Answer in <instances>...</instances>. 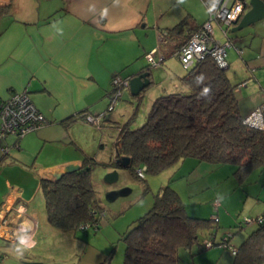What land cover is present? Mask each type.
Segmentation results:
<instances>
[{
	"label": "crops",
	"instance_id": "0c3cea01",
	"mask_svg": "<svg viewBox=\"0 0 264 264\" xmlns=\"http://www.w3.org/2000/svg\"><path fill=\"white\" fill-rule=\"evenodd\" d=\"M49 1L35 12L34 0H0V6L9 5V13L0 17V101L13 91L27 88L32 102L47 119L45 125L19 139L16 151L12 147L7 153L3 150L15 141L14 135L8 134L4 142L0 140V222L3 217L10 218V228L16 232L9 235L11 229L2 228L0 264H112V258L107 261L108 254L127 227L122 229L115 222L99 223L95 230L53 227L46 217L43 195H38L39 181L54 178L69 164L81 166L84 158L93 157L96 163L110 162L115 157L114 143L106 146V134L112 136L115 127L126 121H117L113 110L100 129L83 120L61 121L83 110L100 113L109 102L111 77L115 73L131 77L142 70L147 65L144 54L153 48L161 50V63L170 67L173 47L207 16L199 20L193 9L201 0L184 1L183 17L171 15L172 5L167 0ZM182 20L184 29L165 37ZM238 21L228 30L237 52L226 49V59L227 74L235 85L244 116L264 104V18L232 30ZM149 71L152 79L150 68ZM184 73L181 68L169 70L172 84L165 85V91L158 94L186 92L180 80ZM114 108H119V104ZM100 155L106 159H99ZM177 164L181 172L178 176L188 177L187 188L192 178L193 182H202L200 192L211 198L216 209L222 206V217L216 214L218 222L234 221L235 212L241 218L264 216V167L249 174L245 179L248 184L236 182L229 189H221L233 174V164H211L193 158ZM238 191L240 194L234 196ZM19 207L23 209L21 214L16 210ZM203 208L206 209L187 210L195 216L215 212L210 203ZM206 230L209 235L216 231L203 232ZM244 231L241 241L247 236Z\"/></svg>",
	"mask_w": 264,
	"mask_h": 264
},
{
	"label": "trees",
	"instance_id": "16d2710c",
	"mask_svg": "<svg viewBox=\"0 0 264 264\" xmlns=\"http://www.w3.org/2000/svg\"><path fill=\"white\" fill-rule=\"evenodd\" d=\"M8 8L9 5L0 6V17L9 13ZM184 25L180 21L165 37L184 29ZM191 32L182 36L170 53L175 55ZM149 66L147 63L146 67ZM227 69L228 66L220 67L210 55L185 69L180 80L188 92L159 95L144 123L135 128L127 122L119 126L121 130L114 142L115 157L106 164L121 167L116 158L128 156L126 167L138 176L137 168L144 167L143 173L157 174L190 157L211 164H233V176L238 184L254 169L264 167V129L243 122L235 85L229 80ZM205 88L207 94H204ZM87 113L80 111L61 122L82 119ZM95 164L93 157L84 158L74 171L40 179L46 217L53 227L76 230L81 223H96L99 227L97 213L103 207L97 202L92 187ZM217 227L218 219L188 214L179 193L168 185L162 186L155 194L152 207L132 220L120 234L119 239L124 243L122 264H184L178 249L198 243L204 229ZM230 236L219 242L214 239L213 244L228 243ZM236 248L232 264H264V219L256 221ZM113 251L114 246L107 261Z\"/></svg>",
	"mask_w": 264,
	"mask_h": 264
},
{
	"label": "rangeland",
	"instance_id": "374dc122",
	"mask_svg": "<svg viewBox=\"0 0 264 264\" xmlns=\"http://www.w3.org/2000/svg\"><path fill=\"white\" fill-rule=\"evenodd\" d=\"M184 1H186V3H190V0H180V2H177L176 0H167V2L170 5H172V11L170 12L171 15L177 14L178 16L182 15L181 17H183V13L181 10ZM46 2L49 4L50 1L34 0V2L32 3L34 4L33 11L37 12L38 10H40L39 6L42 9ZM193 9H195L197 13V18L199 20H201L204 17L206 18L207 10L205 3L202 0H201V4H198L197 8L195 7V5H193ZM17 15L20 16V13L18 11H17ZM168 15L169 14L167 12V16ZM255 26L257 27L260 25H255ZM215 27H217V25ZM215 33L217 36L218 32L215 31ZM227 50L229 52L231 51L237 52L235 46H233V41L231 46L227 47ZM172 57L173 59H172V64H170V67H168L169 66L168 64L166 65L163 63L149 66L152 72L151 83L143 90V92L140 95L141 96L140 98L133 97L128 87L126 86L122 87L121 96L116 100V105L119 104V108H112L111 110H107V108H102L100 113L104 115L103 117L106 118L107 114L111 113L113 110L115 119L119 122L126 121L127 125L131 128H135L137 126H140L142 123H144V121L147 119L148 111L150 110L152 102L156 98L155 96H157L158 93H162L163 91H165V85L172 84L169 81L168 71L177 70V69L179 70L180 68L181 70L184 69L181 66L178 58L175 55H173ZM144 62L147 63L146 60H144ZM102 122L104 123L103 119ZM94 128L97 129L95 126ZM115 129L117 130L118 127H115ZM116 130L113 131V134H111L112 136L106 134V136L108 137L106 140L107 147H112L113 143L115 142L117 137ZM1 141L4 142V139H1ZM12 148H13L12 150L14 151L17 150L15 146ZM102 157H106V156L105 155L98 156L99 159H106ZM189 158L190 157H187L185 159H189ZM186 165L187 164H185V167ZM114 169L117 171V177L111 181L105 180V175L109 171H112ZM179 171L180 169H178V164L176 163L172 166H169L161 170L157 174L144 173V177L140 178L136 176L135 171L131 170L129 167L126 166L115 167L114 165H107L101 162L96 163L93 166L91 181H92V187L95 191L96 200L103 207L104 210V215H101L99 217V223L103 225L105 223L108 224L109 222L110 223L115 222V224L120 225L122 229H125L132 220H135L137 217L144 214L152 207L155 194L162 186H166V185L174 188L177 192H179V195L183 203L187 204L188 206L187 208L192 209L193 207H197V209L202 211V209H206L203 207L206 206L207 204L209 206L210 203L211 208L213 207V210L215 211L211 215H215L216 219H218L216 214L219 213V215L222 217L223 215L222 206L219 209H216L217 206L213 205L211 198L208 199L206 193L202 194L200 192L199 189L201 188L200 186L202 185V182H198V181L193 182V178H192V181L190 182L189 187L187 188L188 183L185 180H187L188 177L186 176L179 177L178 175L181 173ZM236 182L237 180L232 174L231 178L228 181L226 180L224 183H222L220 188L229 189V187H232V185L236 184ZM246 182L248 181H244L241 184L243 185L248 184ZM122 188H128L129 191L125 194L118 195L114 200H108L106 198V194L108 193V191L119 190ZM239 194L240 192L238 191L237 193H234V196H238ZM38 195L39 196L42 195V192L39 191ZM41 200L43 201V206H44V198H42ZM217 200L218 199L214 201L216 204H218ZM244 204L246 203H243V205ZM187 208L186 211L192 214L191 212H189V210H187ZM241 209H243V207ZM234 216H235L234 221L229 220L228 223H223L222 221L218 222L219 226L216 228V231L213 233L215 242L221 241V239L225 237L226 234L228 235L231 234L228 244H230L231 246H238L240 244L239 241H241V239L243 238V237L240 238V236L245 232L244 230H246V234L248 235V233L256 225L255 220L251 221L249 224H246L243 221V217L241 218V215L239 214L236 215V212ZM235 219L237 220L235 221ZM240 225L242 226L240 227ZM88 229L92 230L91 227ZM209 238L210 235L208 234L207 230L205 233L202 231L199 234L198 243H194L190 247H180L178 249V254L179 257L181 258V261L184 264H196V263L213 264L216 261L220 262L221 264H232L234 257L231 253L230 248H225L223 247V244L220 243L211 244L210 246H208L210 240ZM114 244L115 245L112 254V264H122L124 243L122 240L117 238L114 241Z\"/></svg>",
	"mask_w": 264,
	"mask_h": 264
},
{
	"label": "built area",
	"instance_id": "2783aa9c",
	"mask_svg": "<svg viewBox=\"0 0 264 264\" xmlns=\"http://www.w3.org/2000/svg\"><path fill=\"white\" fill-rule=\"evenodd\" d=\"M207 8L206 20L195 30H193L187 41L183 43L175 53L181 66L184 69L189 68L195 62L205 58L206 56H212L216 63L220 67H227L228 62L226 59V49L231 46L232 41L228 38V30L233 23L245 11L248 0H204ZM217 25V27L215 26ZM218 31L216 36L215 31ZM220 35V36H219ZM162 42V41H161ZM144 57L148 65L160 64L164 57L159 48H153L144 54ZM129 77L121 76L119 73H115L110 82V90L107 94L109 102L107 104V110L114 108L116 100L120 98L122 93V87H128ZM104 115L99 113L98 115H92L87 113L82 119L84 122L90 123L97 129L102 126V119ZM243 122L251 127L264 129V104L254 108L248 114L244 115ZM47 119L41 113L32 102L27 88L20 91H13L9 96L0 101V140L5 138L8 134H12L15 137V141L11 145L3 147L4 152H8L10 147L18 148L19 138L25 134L35 131L45 125ZM120 128L118 127L119 136ZM116 137V138H117ZM144 167L137 168L136 173L142 177ZM23 206V205H19ZM24 207V206H23ZM17 208L18 214H21L23 209ZM99 216L104 215V210H99L97 213ZM216 219V216H212ZM264 216H257L256 218H243L245 223L251 221H261ZM97 224L81 223L78 228L86 230L92 228L95 230ZM12 227V221L8 217H3L0 222V233L2 228ZM13 228V227H12ZM16 233L14 229L9 230V235ZM228 236L226 234L223 239ZM208 246L213 244L214 235L210 234ZM222 244V243H220ZM223 247L230 248L232 253H236L237 248L231 246L228 243H223Z\"/></svg>",
	"mask_w": 264,
	"mask_h": 264
},
{
	"label": "water",
	"instance_id": "95a60500",
	"mask_svg": "<svg viewBox=\"0 0 264 264\" xmlns=\"http://www.w3.org/2000/svg\"><path fill=\"white\" fill-rule=\"evenodd\" d=\"M248 9L243 12L238 23L232 27V30H239L243 27L264 18V0H248ZM150 71L148 67H144L139 72L135 73L133 76L129 78L128 88L133 96H138L143 92V90L151 83V79L149 77ZM139 95V96H140ZM116 162L120 166H126L129 163L128 156H119L116 158ZM79 168V165L69 164L65 171H74ZM61 173L55 175L58 177ZM117 177V171L114 169L109 171L105 175V180L111 181ZM129 191L128 188H122L119 190H111L106 194V198L108 200H114L118 195L125 194ZM25 264H37L33 261H25Z\"/></svg>",
	"mask_w": 264,
	"mask_h": 264
},
{
	"label": "clouds",
	"instance_id": "9594fccd",
	"mask_svg": "<svg viewBox=\"0 0 264 264\" xmlns=\"http://www.w3.org/2000/svg\"><path fill=\"white\" fill-rule=\"evenodd\" d=\"M240 17H241V16H240ZM240 17L238 18V20L240 19ZM238 20H237V21H238ZM237 21H236V22H237ZM236 22H235V23H236ZM233 24H234V23H233ZM129 78H130V77H129ZM207 92H208V89L205 88V89H204V94H207Z\"/></svg>",
	"mask_w": 264,
	"mask_h": 264
}]
</instances>
